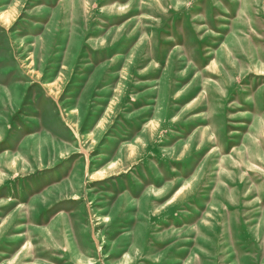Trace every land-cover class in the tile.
Wrapping results in <instances>:
<instances>
[{
	"label": "rangeland",
	"instance_id": "374dc122",
	"mask_svg": "<svg viewBox=\"0 0 264 264\" xmlns=\"http://www.w3.org/2000/svg\"><path fill=\"white\" fill-rule=\"evenodd\" d=\"M0 264H264V0H0Z\"/></svg>",
	"mask_w": 264,
	"mask_h": 264
}]
</instances>
